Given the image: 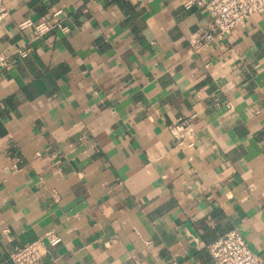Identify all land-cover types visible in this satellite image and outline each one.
<instances>
[{"label": "crops", "instance_id": "0c3cea01", "mask_svg": "<svg viewBox=\"0 0 264 264\" xmlns=\"http://www.w3.org/2000/svg\"><path fill=\"white\" fill-rule=\"evenodd\" d=\"M5 6L0 264L47 233L38 264H214L233 229L264 264V10L196 49L177 0Z\"/></svg>", "mask_w": 264, "mask_h": 264}, {"label": "built area", "instance_id": "2783aa9c", "mask_svg": "<svg viewBox=\"0 0 264 264\" xmlns=\"http://www.w3.org/2000/svg\"><path fill=\"white\" fill-rule=\"evenodd\" d=\"M179 5L188 9L194 5L202 7L209 16V23L205 30L191 36L190 42L199 49L211 45L216 41L227 38L232 30L243 25L250 17L264 10V0H177ZM9 17L5 0H0V25ZM20 29L31 28L35 39H38L53 30L66 31L61 25L59 12L48 18L36 22L24 21ZM25 56L27 50L18 51ZM8 55L0 52V71L7 65ZM60 238L52 233L15 247L9 254L13 264H38L47 254L48 247H54ZM207 250L214 264H262L252 253L237 229L227 232L207 246Z\"/></svg>", "mask_w": 264, "mask_h": 264}]
</instances>
